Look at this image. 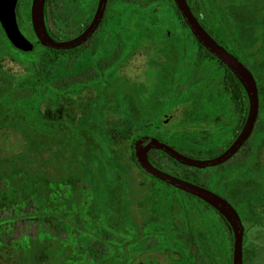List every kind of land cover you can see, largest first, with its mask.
Masks as SVG:
<instances>
[{
    "label": "rangeland",
    "instance_id": "obj_1",
    "mask_svg": "<svg viewBox=\"0 0 264 264\" xmlns=\"http://www.w3.org/2000/svg\"><path fill=\"white\" fill-rule=\"evenodd\" d=\"M201 1L213 30L222 33L231 52L242 59L257 82L260 112L254 146L224 165L208 169L200 178L186 169L168 172L193 183L201 179L205 185L221 191L243 221V264H264V0H207L209 5ZM29 5L30 0L19 2L20 29L27 39L33 40L24 16ZM138 7L120 18L118 33L112 34L110 28L109 35L97 38V50L92 49L95 39L87 50L96 60L112 62L113 51L123 49L121 61L110 77L24 104L13 102L10 95L34 84L30 65L9 50L0 27V132H6L5 139L12 126L16 127L14 131H21L22 141L23 137L28 139L22 142L20 155L34 151L31 162L27 163L25 156L19 159L22 168L0 172L8 173L19 183L22 180L20 187L25 188L22 192L19 188L7 191L0 181V209L9 197L14 200L24 192L22 195L33 199L31 202L39 211L37 228L27 231L35 235L18 246L17 252L5 253L0 247V264H89L83 247L72 242V237L51 235V229L43 223L47 215H70L87 221L84 229L72 230L74 235L79 231L90 233L87 224H105L130 237V213L141 204L138 189L154 191V208L136 223L141 226L142 221L143 229L147 227L151 232L155 228L150 225L152 221L159 222L158 217L166 214L162 212L168 209L165 205L180 203L173 193L163 189L165 186L158 185L130 160V147L143 131L169 134L171 130H184L188 136L197 133L198 138L206 130L213 132V126L192 115L205 91L201 85L191 86L205 74L193 69L196 44L172 7L169 9L162 2ZM216 40L228 48L220 39ZM103 66H91L87 61L80 68L72 65L71 70L75 71L73 75L89 81V74L101 75ZM214 79L211 77V81ZM186 97L189 99L184 100ZM189 116L190 121L186 122ZM13 139L16 140L14 134L9 142L14 143ZM1 163L5 165L6 161ZM230 167L235 170L223 174L220 180L214 175ZM200 224L204 229V223ZM143 229L136 228L139 234ZM129 246L127 240L114 248L113 256L118 262L109 257L94 264H148L149 260H143L146 256L151 258L149 264H166L159 242L151 240L142 245L139 252H143L136 260L129 254ZM206 258L217 264L224 260H218L214 252L206 254Z\"/></svg>",
    "mask_w": 264,
    "mask_h": 264
},
{
    "label": "trees",
    "instance_id": "obj_2",
    "mask_svg": "<svg viewBox=\"0 0 264 264\" xmlns=\"http://www.w3.org/2000/svg\"><path fill=\"white\" fill-rule=\"evenodd\" d=\"M76 1L78 0H45V26L49 34L53 38L57 40H67L76 36L82 30L85 21L80 15V12L82 11L80 0L78 2ZM190 1V9L192 13L195 14L196 9L202 11V16L204 18V21L206 22V28L204 26L203 27L204 29H206V31H209L212 23L208 20L207 14L205 15L203 13V8L201 5L202 1ZM205 1L207 5H209L207 0ZM19 2L20 0H18L16 6V18L18 26L20 28L22 24V14L19 12ZM161 2L167 8L172 7L177 18L180 20L189 36L196 44L197 59L195 62V67L193 69H195V72L197 69L203 70L205 75L197 79L196 83L191 87L194 88L195 86L201 85V88L203 87V91H205V96L201 98V100L199 101V105H194L195 111L192 112V115H196L199 119L202 118L204 123L209 126H213L215 130L213 132L211 131L210 133H208V131L206 130L204 132V136H200L199 138V135L197 133L193 134L192 136H188L187 131L184 130H179V132L171 130L169 134L156 131H143L142 134L156 137L159 141L170 145L177 151L187 156L195 158H212L224 151L240 131L247 114V99L242 87L233 76V74L195 41V39L190 34L187 26L180 17L178 11L174 7L172 0H151L143 6L154 5ZM74 3L77 4V9L75 10L73 9ZM139 4L140 3L137 0L136 6H139H137L138 9L141 8V5ZM29 9L27 13L24 14L28 22ZM30 32L32 34L31 27ZM2 36L9 50L12 51L13 55L18 57L19 59H22L30 65L34 81V84L21 87L20 89L16 90L15 93L13 92L10 95V98L13 102L24 104L28 101H37L39 98L43 99L50 94L60 95L66 93L72 88H82L87 83L101 82L102 77H104L105 75L109 77L113 74V66H103V68L101 69L102 74L99 76L98 74H89V81H86L85 79L83 80L80 75L75 76L72 74V72H75L71 70L72 65L73 67L76 66L77 68H80V66L85 64L87 61L98 62V60H96L91 56L89 52H87V50L90 49L91 41L83 43L79 47L69 50H53L39 45L32 34L33 43L29 42L32 48L30 51H24L11 44L6 39L4 34H2ZM93 37L95 38L96 36H92V38ZM98 45L99 43L94 42V46L92 47V49L94 50ZM99 66L100 65L96 64V67ZM104 71L105 74H103ZM211 77H214L215 79L211 81ZM188 99L189 98L187 97L186 99L184 98V100ZM173 101L175 104L176 101ZM190 118V116L186 117L185 121L189 122ZM20 123L26 126V123L24 121ZM12 127L13 130H9L10 134L8 138L4 139V134H6V132H0L1 173H3V170L4 172L9 173L8 170L10 168L11 172L14 169L16 170L17 168H22L20 167L21 164H18V162L20 163L19 159L23 158L24 156V160L27 163L32 161V152L34 151H32L31 149L20 155L23 148L22 142L28 140L26 139L27 137H23L22 141V138L20 136L21 131H14L16 130V127ZM254 132L255 129L252 131L251 136L245 141L241 149L236 154L250 151V148L254 146ZM200 133L203 134V131ZM12 134H14L16 138L15 141L13 139L14 143L9 142V138ZM18 147L20 148L18 149ZM147 157L153 166L167 172H171L172 169L175 168L189 169L193 172L198 173L204 172L206 170L183 166L175 162L173 159L169 158L166 154L157 150H150L147 153ZM1 160L6 161V163H4L5 165L1 163ZM130 160L136 164L131 147ZM1 173L0 181L2 185L5 186V189L7 191H11L14 188H19V192H22L21 189L25 190L24 187H20L22 183L21 179V182L19 183L18 180H15L16 178H10L8 176V173L6 175H2ZM155 181L160 186H168L157 179H155ZM23 193H19L17 199L14 200L12 197H9L7 202L4 203L5 207L0 209V247H2V251L5 253L17 252L16 250L18 246L22 245L23 243H28V241L32 239V236L35 235V233L27 231L32 227L37 228L39 224V211L31 202V200L33 199H26L24 195H22ZM185 195L190 196L188 194ZM192 198L196 199L201 204H205L195 197ZM220 219L222 220V226H218L214 223V227H211V230L213 232V237L210 242L211 247L209 246V243L207 245L204 241H200V243L198 244L199 264H217V262L212 258L210 261H208L209 259L206 258V254L212 252L218 255V260L220 258H222V260L224 259L223 263L220 262L219 264H231L232 236L230 243L228 244L224 242V240L219 243L217 239L218 231L222 230L224 224H226L224 219ZM86 222L87 221L83 220L82 218H73L70 215L59 217L47 215L43 218V223L45 224V226L51 229V235L54 234L58 237L65 236V238L72 237V242L82 246L87 256V262L89 264L100 263L101 261H104L109 257H112L113 261L118 262L119 259L113 256L114 248L125 243L128 240V237L113 230L111 227L105 224L98 226L87 224V227L90 230L91 234L86 231H79V233L74 235L72 230L76 228L84 229L86 226Z\"/></svg>",
    "mask_w": 264,
    "mask_h": 264
},
{
    "label": "water",
    "instance_id": "obj_3",
    "mask_svg": "<svg viewBox=\"0 0 264 264\" xmlns=\"http://www.w3.org/2000/svg\"><path fill=\"white\" fill-rule=\"evenodd\" d=\"M18 0H0V27L6 39L18 49L30 51L32 46L21 33L16 19V5ZM183 22L187 26L195 41L205 49L216 60L222 63L236 78L242 87L247 99V114L243 125L232 143L220 154L207 159L188 157L170 145L159 141L150 135H140L132 142L131 148L137 166L153 178L172 186L184 193L192 195L220 214L232 233V256L231 264H243L242 243L244 228L239 214L233 206L216 193L180 179L166 171L153 166L147 153L150 150H157L166 154L175 162L196 169H205L223 164L229 160L249 138L259 109L258 85L249 69L231 52L218 43L199 23L192 13L187 0H172ZM45 0H31L29 9V20L32 32L42 47L53 50H69L79 47L85 43L95 31L105 9L106 0H98L94 16L88 26L78 35L67 39L57 40L47 31L44 22Z\"/></svg>",
    "mask_w": 264,
    "mask_h": 264
},
{
    "label": "flooded vegetation",
    "instance_id": "obj_4",
    "mask_svg": "<svg viewBox=\"0 0 264 264\" xmlns=\"http://www.w3.org/2000/svg\"><path fill=\"white\" fill-rule=\"evenodd\" d=\"M78 1H76V2H78ZM136 1L137 0H106L105 9H104V12L102 14L101 20L99 21L95 31L92 33V35L88 38V40L86 42L91 41V43H90V45H91L93 43L94 39L98 43L97 38L99 36L109 35L110 31L112 32V34H114L115 32L118 33L119 28H120V18L129 16L135 10ZM150 1L151 0H138V2L140 3L139 5H145L146 3L150 2ZM30 2H31V0H30ZM17 3H18V1H17ZM97 3H98V0H80L81 10H82L80 12V15L84 19L85 22L83 24L82 30L79 33H81L88 26L90 21L92 20L94 13H95V10H96V7H97ZM187 3L190 7L191 1L187 0ZM29 8H30V5H29ZM73 9L74 10L77 9L76 3H74ZM203 13L205 14L204 11H203ZM194 15L197 18V20L199 21V23L201 22L200 24L202 27L204 25H206V22L204 21V18L202 16V11L196 9ZM202 21H203L204 25L202 24ZM29 22H30V20H29ZM30 27H31V25H30ZM110 28H111V30H110ZM214 28L215 27L212 24L210 30L209 31L207 30V31L209 32V34H211V36H213V38H215V40H216V38H218L221 40L222 43L225 44V46L227 45L228 48H225L221 44L225 49H227L229 52H231L232 49L224 40L222 33L221 32L219 33L218 31L213 30ZM20 31H21V29H20ZM31 31H32V29H31ZM21 33H22V31H21ZM32 34H33V32H32ZM23 36L25 37L24 34H23ZM33 36H34V34H33ZM92 36H96V37L92 38ZM27 40L29 42L33 43V40H29V39H27ZM122 50L123 49H117L116 52L113 51V54H114L113 57L114 58H113L112 62L111 61L110 62H107V61L103 62V60L100 59V60H98V62L89 61V63L91 66L93 65V63H95V65L97 64V65H104V66H113V68L115 70L117 64H119V62L121 61L120 53ZM231 53L233 54V52H231ZM234 56H236V55H234ZM238 59L245 65V63L242 61V59H240V58H238ZM114 70H113V72H114ZM197 71H198V69L196 70V72ZM105 76L108 77L107 75H105ZM84 79L85 78H83V80ZM180 94L181 93L179 92V95ZM258 99H260L259 96H258ZM259 112H260V106L258 109V115H257L256 121H255L253 130L256 128L255 126H256V123H257V120L259 117ZM250 136H251V134H250ZM236 153L229 160H227L226 162H224L223 164H220V165L222 166L225 163H227L228 161H230L231 159L242 154V152L240 154H236ZM188 157H190V156H188ZM192 158H195V157H192ZM197 159H207V158H197ZM220 165L215 166V167L205 168L206 170L204 172H201V173L193 172L189 169H186V170L191 171L194 176H196L197 178H200V176H202L203 173H205L208 169L220 167ZM233 170H235V168L230 167L229 169L223 170L222 171L223 173L222 172H218V173L214 172V175H216L217 179L220 180L221 176L223 174H225V173L230 174L231 172H233ZM167 173H169V172H167ZM144 174L147 175L148 177L152 178V176L148 175L147 173L144 172ZM169 174H171V173H169ZM177 174H180V173H177ZM180 175L184 176L183 174H180ZM185 177H187V176H185ZM187 178L193 180V178H190V177H187ZM152 179L155 181L154 178H152ZM180 179H182V178H180ZM195 180H197L199 183L197 182L194 184L202 186V187L216 193L220 197L224 198L227 202H229L227 200V198H225L226 196L221 191L213 189L210 186L205 185L201 181V179H195ZM186 181H188V180H186ZM188 182H190V181H188ZM191 183H193V182H191ZM164 184H166V183H164ZM163 186H165V185H163ZM168 186L163 187V189L166 190L168 193H173L175 195L176 199H179L178 201H180V203H177L174 205H165V207L168 209H166L162 212H164V213L166 212V214H164L163 217H161V216L158 217L159 222H156V220H153L152 221L153 224H150V225L155 226L153 232H151L147 227L145 229H143L142 221H141V226H136V223L140 218H142L143 216H146L147 213L150 212V210H152V207L154 208V206L151 204V201L154 197V191H152V189H147V190L146 189L145 190L138 189L140 191V193L137 192L138 193L137 195H140L142 198L140 200L141 204H138L137 207H134V209L130 213V219H131L130 222H131L132 226L130 227V234L131 235H130V237H128V240L130 242L129 254L133 255L132 257H134L135 260L138 259V256L143 252V251L139 252V249L141 248V246L146 245L147 243L151 242V240H154V242L161 243L162 248H163L162 254L165 257L166 264H199V255H198L199 254V250H198L199 242L202 240L204 242H208V241L211 242V239L213 237V232L211 230L212 229L211 227H214V225H213L214 223L217 224L218 226H222V224H221L222 220L220 218H222V219H224V218L220 214H218L216 210H214L212 207H210L206 203H205L206 205L201 204L199 201L192 198L194 196H192V195L187 196V195H185L187 193H184L178 189H175L172 186H170L172 188H170ZM198 200H200V199H198ZM234 209L237 211L236 208H234ZM201 212H202V215H201ZM237 213L239 214L238 211H237ZM239 216H240V219H241V222L243 225L241 215L239 214ZM202 222L205 225L204 229H201V227H200V225H201L200 223H202ZM225 223H226V221H225ZM133 225L136 228L138 227V228L143 229L140 234H139V230L137 232L136 228H133ZM243 228H244V225H243ZM205 234H207V235H205ZM205 236L207 237V239L205 238ZM231 236H232L231 229L228 226V224L226 223V224H224L223 229L218 231L217 239H218L219 243L224 240V242H226L228 244V243H230ZM243 238H244V232H243ZM242 246H243V243H242ZM144 249L146 250V247ZM242 249H243V247H242ZM132 252H133V254H132ZM143 260H144V263L148 262L147 260H149V263H150L151 258L146 256V257H144ZM136 264H143V263H141L140 261H137ZM154 264H158V263H154Z\"/></svg>",
    "mask_w": 264,
    "mask_h": 264
}]
</instances>
